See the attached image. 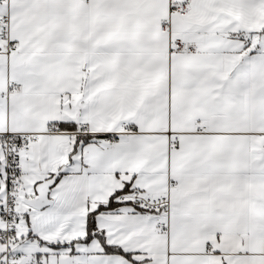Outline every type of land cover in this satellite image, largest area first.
I'll use <instances>...</instances> for the list:
<instances>
[{
	"label": "snow or ice",
	"instance_id": "obj_1",
	"mask_svg": "<svg viewBox=\"0 0 264 264\" xmlns=\"http://www.w3.org/2000/svg\"><path fill=\"white\" fill-rule=\"evenodd\" d=\"M0 264H264V0H0Z\"/></svg>",
	"mask_w": 264,
	"mask_h": 264
}]
</instances>
